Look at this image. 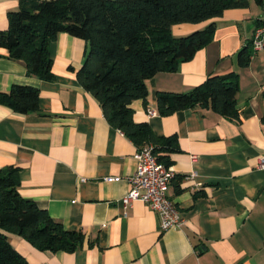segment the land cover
Segmentation results:
<instances>
[{"label":"crops","instance_id":"crops-1","mask_svg":"<svg viewBox=\"0 0 264 264\" xmlns=\"http://www.w3.org/2000/svg\"><path fill=\"white\" fill-rule=\"evenodd\" d=\"M20 0H0V31ZM264 22V0L229 9L199 24L172 27L174 38L215 23L214 39L175 71L147 81V104L131 107L137 123L158 136L178 137L171 155L175 177L169 197L183 224L162 232L159 216L123 198L137 171V145L107 121L100 102L77 79L89 53L83 39L60 33L51 44L53 81L29 75L21 60L0 50V93L12 86L39 89V112L20 114L0 105V169L20 168V194L46 210L67 230L86 236L69 253L40 251L22 237L4 232L29 264H264V50L252 52L247 68L238 52L252 43ZM253 49V48H252ZM238 74L240 121L212 110L189 109L163 117L157 93L190 92L212 75ZM148 109L156 112L149 116ZM120 182H106L107 177Z\"/></svg>","mask_w":264,"mask_h":264},{"label":"trees","instance_id":"trees-1","mask_svg":"<svg viewBox=\"0 0 264 264\" xmlns=\"http://www.w3.org/2000/svg\"><path fill=\"white\" fill-rule=\"evenodd\" d=\"M262 4V0H256ZM250 0H20L8 13L9 28L0 31V50L25 63L29 75L53 81L51 44L60 33L85 40L89 53L77 79L101 104L109 124L138 147L153 146L160 164L169 167L180 151L178 137L158 136L148 123H137L131 107L147 104V81L160 72L175 71L214 39L215 23L188 36L174 38L173 26L199 24L221 17L225 11L249 8ZM264 27V22H257ZM253 44L238 52V65L251 63ZM238 74L209 76L190 92H158L157 106L167 117L182 110L207 109L240 121ZM39 89L14 85L0 93V105L16 113L39 112ZM264 124V115L262 117ZM20 168L0 169V264H29L4 232L22 237L40 251L73 253L86 236L67 230L33 200L24 198Z\"/></svg>","mask_w":264,"mask_h":264},{"label":"built area","instance_id":"built-area-1","mask_svg":"<svg viewBox=\"0 0 264 264\" xmlns=\"http://www.w3.org/2000/svg\"><path fill=\"white\" fill-rule=\"evenodd\" d=\"M252 44L255 52L264 50V27L256 28ZM147 113L149 116L156 115L152 109H148ZM135 160L137 171L127 180L131 188L122 200L124 207L130 206L133 202H144L159 216L162 232L181 227L183 224L181 214L168 194L175 177L174 172L159 163L151 145L139 149L135 154ZM259 168L264 170V158H261ZM121 180L120 177L105 178L109 183Z\"/></svg>","mask_w":264,"mask_h":264}]
</instances>
